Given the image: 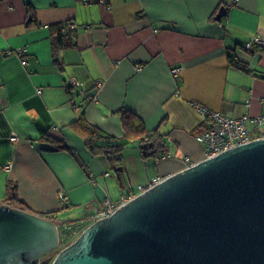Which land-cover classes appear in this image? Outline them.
<instances>
[{
	"label": "crops",
	"instance_id": "obj_1",
	"mask_svg": "<svg viewBox=\"0 0 264 264\" xmlns=\"http://www.w3.org/2000/svg\"><path fill=\"white\" fill-rule=\"evenodd\" d=\"M66 20L77 27L76 46L60 51L61 68L50 25ZM254 35L264 47V0H0V198L12 180L34 211L87 216L105 198L138 193L151 178L204 159L196 140L204 124L192 101L232 117L264 115V53L245 49ZM228 49L252 72L230 64ZM70 79L84 92H69ZM121 109L146 130L159 127L166 154L142 157L130 144L117 164L94 156L71 125L84 113L122 137ZM249 127L264 135V121ZM53 138L70 150H53Z\"/></svg>",
	"mask_w": 264,
	"mask_h": 264
},
{
	"label": "water",
	"instance_id": "obj_2",
	"mask_svg": "<svg viewBox=\"0 0 264 264\" xmlns=\"http://www.w3.org/2000/svg\"><path fill=\"white\" fill-rule=\"evenodd\" d=\"M60 243L55 220L0 203V264H264V136L165 176L52 258Z\"/></svg>",
	"mask_w": 264,
	"mask_h": 264
},
{
	"label": "trees",
	"instance_id": "obj_3",
	"mask_svg": "<svg viewBox=\"0 0 264 264\" xmlns=\"http://www.w3.org/2000/svg\"><path fill=\"white\" fill-rule=\"evenodd\" d=\"M25 7L30 23L36 22L33 7L30 4H26ZM76 36L77 27L71 20L61 21L50 25L52 58L53 62L59 67L62 68V61L59 56L60 51L62 49L75 47ZM254 49L264 53V47L262 45H256ZM226 56L230 64L245 72H252V69L247 63L242 62L236 57L234 50L228 49L226 51ZM67 89L71 92L73 88L68 87ZM119 113L121 115L122 127L124 130V135L122 137L105 133L99 127L88 122L84 113L74 120L71 125L82 136L85 146L94 156H105L117 164L122 157L124 150L130 144L137 145L139 153L142 157L149 156L148 154L142 153V149L140 147L142 143L146 142H153L154 147L157 149V151L151 155L161 157L166 154V150L164 148L166 134L161 132L159 127L153 130H146L142 120L136 114L126 109L119 110ZM51 141L53 143V150H70L68 144L61 139L53 138ZM0 203L28 210L52 220H56L58 214L62 212L64 208L61 207L58 210L47 212L32 210L18 197L17 183L12 180H8L6 182L5 194L0 198Z\"/></svg>",
	"mask_w": 264,
	"mask_h": 264
},
{
	"label": "built area",
	"instance_id": "obj_4",
	"mask_svg": "<svg viewBox=\"0 0 264 264\" xmlns=\"http://www.w3.org/2000/svg\"><path fill=\"white\" fill-rule=\"evenodd\" d=\"M256 45H262V38L259 35L252 36V38L246 42L245 49L252 56L258 57L263 53L254 49ZM179 71L180 67H174L171 69L172 75H177ZM99 85L100 82L97 83V86ZM67 87H72L78 89L79 92H84V89L80 88V83L76 79H70ZM94 100H96L95 95L91 97V101ZM1 103L0 99V107ZM192 105L200 114L204 124L203 130L196 135V140L203 148L204 158H209L230 147L264 136L254 133L249 127V124L251 123L255 125L261 124L264 121V115L258 117H251L248 115L232 117L221 111L210 109L208 106L197 101H192ZM10 139H17V134L14 133L11 135ZM185 160L187 161L188 157H186ZM9 166L10 165H7L6 169H9ZM163 178L164 177L161 176H155L151 178L148 184L138 185L139 192L146 190L148 187L158 183ZM136 194L137 193L130 191L126 194L120 195L117 199L105 198L95 212L87 216H82L81 218L72 220L57 218L55 221L57 222L60 241L64 242L69 240L75 229H79V231L83 230L85 222L91 223L97 219L108 216L117 207L125 204ZM60 198L63 202L67 199L64 195H61Z\"/></svg>",
	"mask_w": 264,
	"mask_h": 264
},
{
	"label": "rangeland",
	"instance_id": "obj_5",
	"mask_svg": "<svg viewBox=\"0 0 264 264\" xmlns=\"http://www.w3.org/2000/svg\"><path fill=\"white\" fill-rule=\"evenodd\" d=\"M82 216H84V214H74V213H70V212H68V213H66V214H64L63 215V219H65V220H72V219H77V218H81ZM89 222H85L84 223V226H83V228H85L86 226H88L89 224H88ZM81 230V229H80ZM82 231V230H81ZM81 231H79V229H75L74 230V232H73V234H72V236H71V238L69 239V240H67V241H61V243H60V245L58 246V248L55 250V251H53L51 254V256H52V258H53V256L58 252V250H60L61 248H63L65 245H67L68 243H70L71 241H73L78 235H79V233L81 232ZM48 254H50V252L48 253Z\"/></svg>",
	"mask_w": 264,
	"mask_h": 264
}]
</instances>
